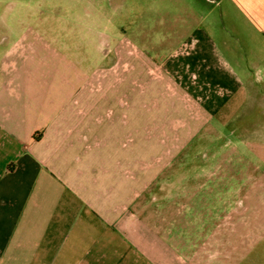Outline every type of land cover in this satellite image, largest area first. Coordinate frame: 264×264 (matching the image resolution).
Instances as JSON below:
<instances>
[{"label":"crops","instance_id":"1","mask_svg":"<svg viewBox=\"0 0 264 264\" xmlns=\"http://www.w3.org/2000/svg\"><path fill=\"white\" fill-rule=\"evenodd\" d=\"M222 1L202 0L186 40L159 55L126 41L69 46L56 29L9 30L0 44V264H228L210 256V238L199 252L180 251L161 203L164 173L208 156L187 157L197 135L210 140L217 118L261 95L250 64L235 56L245 73L235 67L203 22L218 4H246L264 35V0ZM214 172L197 168L202 190ZM234 251L241 264L248 254Z\"/></svg>","mask_w":264,"mask_h":264},{"label":"rangeland","instance_id":"2","mask_svg":"<svg viewBox=\"0 0 264 264\" xmlns=\"http://www.w3.org/2000/svg\"><path fill=\"white\" fill-rule=\"evenodd\" d=\"M201 6L202 0H0V44L7 45L4 39L10 29L50 28L59 31L69 46L81 39L93 48L126 41L159 55L186 40ZM247 10L252 11L246 4L235 11L226 3L218 4L203 23L235 67V56L250 64L256 80L250 85L263 97L253 104L245 97L236 110L217 118L206 128L210 140L200 132L185 153L193 158L204 148L208 156L188 161L181 169V162L174 163L164 173L167 191L161 196L163 218L175 220L174 232L167 236L180 251L191 247L199 252L203 237L210 238L206 243L210 256L227 257L228 264H238L241 257L234 247L248 254L241 264H264V35L260 25L248 21ZM232 17L238 22L233 23ZM119 48L116 59L124 57ZM67 54L73 56L75 51L68 49ZM151 67L148 63V74L156 76ZM238 69L245 73L243 65ZM201 165L215 171L213 179L205 178L203 190V178L196 173ZM235 201L241 211H231L229 203ZM251 226L259 227L256 233L251 231L259 240L255 242L254 236L236 243ZM216 239L222 240L220 250ZM229 239L233 242H224Z\"/></svg>","mask_w":264,"mask_h":264}]
</instances>
